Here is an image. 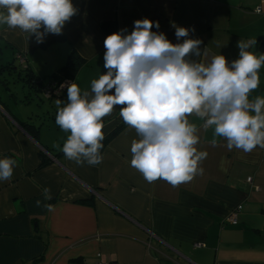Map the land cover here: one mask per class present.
I'll use <instances>...</instances> for the list:
<instances>
[{
  "label": "crops",
  "instance_id": "crops-1",
  "mask_svg": "<svg viewBox=\"0 0 264 264\" xmlns=\"http://www.w3.org/2000/svg\"><path fill=\"white\" fill-rule=\"evenodd\" d=\"M72 3L77 14L62 34H48L43 43L0 24V59L20 62L16 52L25 53L24 62L37 76L46 77V84L74 52L84 63L71 80L82 93L91 92V82L107 71L105 38L125 28L130 34L134 21L144 18L158 21L160 28L152 31L163 32L173 44L186 39L177 40L173 23L190 29L188 38L202 42L201 55L191 57L198 63L207 64L220 54L230 64L239 58L240 40H256L248 50L264 54L259 47L264 40V0ZM258 74L260 83L249 94L250 101L264 98V64ZM40 94L48 101L59 100ZM64 96L67 99V92ZM120 107L103 118L104 137L124 125L103 146L101 163L77 164L63 154L39 167L41 147L61 150L70 135L63 133L61 142L57 131L48 135L57 104L51 109L38 104L36 119L27 117L41 125L38 141L15 124L26 119L0 105V159L16 161L11 179L0 181V264H264V148L229 150L223 137H214V126L205 128L193 114L188 120L197 127L195 147L207 153L198 162L197 175L176 187L163 179L149 183L130 164L131 143L139 137L123 121ZM44 188L51 190L50 200H45ZM82 199L87 202H79ZM238 205L242 208L237 224L227 223Z\"/></svg>",
  "mask_w": 264,
  "mask_h": 264
},
{
  "label": "clouds",
  "instance_id": "clouds-1",
  "mask_svg": "<svg viewBox=\"0 0 264 264\" xmlns=\"http://www.w3.org/2000/svg\"><path fill=\"white\" fill-rule=\"evenodd\" d=\"M0 9V24L34 36L38 44L48 34H62L78 12L72 0H0ZM154 26L159 29V22L144 18L134 21L130 34L125 28L108 35L106 73L91 82V92L82 93L71 82L68 102L61 107L56 101V124L70 132L61 149L65 156L77 164L101 163L103 118L117 105L123 121L139 137L131 143L130 164L149 183L163 179L176 187L197 175L198 162L207 153L195 147L197 127L188 120L193 114L205 128L214 126V137H223L229 150L264 148V98L249 99L259 86L264 64V54L248 50L256 40L238 41L239 58L230 64L220 54L204 64L191 59L201 55L202 42L188 38L190 29L173 23L177 40L186 38L173 44L163 32H153ZM14 166L15 160L0 159V181L11 179ZM43 195L45 200L52 198L49 188Z\"/></svg>",
  "mask_w": 264,
  "mask_h": 264
},
{
  "label": "trees",
  "instance_id": "trees-1",
  "mask_svg": "<svg viewBox=\"0 0 264 264\" xmlns=\"http://www.w3.org/2000/svg\"><path fill=\"white\" fill-rule=\"evenodd\" d=\"M55 40H56V38H53V39L49 40L47 42V44L50 43L51 41L53 42ZM259 47H260V50L262 52H264V40H262L260 42ZM16 54L22 55L24 57L25 62L27 61L25 53L16 52ZM24 63H19V66H17L16 63L12 60L8 61V62L1 63L0 64V83L3 86H5V88L8 91H10L8 85H9V83H11L12 80L14 81L13 77L15 75H17L16 79L21 80L23 83V87L27 89L24 97L21 98L20 101L21 102H28V101H31V99H33L32 93L35 95H38V93H40V92L42 93V90L45 87L43 80H45L46 77L43 79V78L37 76L32 71L30 66L27 65V63H25V64ZM83 63H84V60L82 58H80L74 52H71L68 55L65 63L63 65H61L60 67H58L49 76L48 81L60 83L61 81L65 80V79H72L73 80L77 74L78 69L80 68V66ZM66 92L67 91H64L62 94L55 96V97H57L62 103H64V102L67 103L68 101H67L66 97L64 96V93H66ZM10 95L13 99L17 98L14 93L10 92ZM0 105H2L6 109V111H8V109L6 108V104H4L1 100H0ZM17 121H18L19 125L21 126V128L29 136H31V138L38 141V135L40 133V126H41L40 123L39 124L34 123V122L30 121L29 119L17 120ZM9 124L11 125V127H13V125L10 122H9ZM123 125H124V123H121L117 128L112 130L108 136L104 137V139L101 141L102 145L104 146L110 139H112L114 136H116L117 132L122 128ZM102 148L99 150V154H100V151L102 150ZM49 152L55 158H59L64 154L62 150H57V151L49 150ZM39 154L41 157L39 167L47 165L50 162L49 161L50 159L47 156V154L45 152H43L42 150H40ZM79 202L84 203V202H87V200L82 199V200H79ZM38 259L39 258L35 259V261H37Z\"/></svg>",
  "mask_w": 264,
  "mask_h": 264
},
{
  "label": "rangeland",
  "instance_id": "rangeland-1",
  "mask_svg": "<svg viewBox=\"0 0 264 264\" xmlns=\"http://www.w3.org/2000/svg\"><path fill=\"white\" fill-rule=\"evenodd\" d=\"M17 60V59H16ZM15 59H13V61L16 63L17 66H19V63L18 61H16ZM1 63H4L6 62V59H0ZM17 75H15L13 78H14V81L12 80L11 83H9L8 87L10 89V91H8L5 86H3L1 83H0V100L6 104V108L12 112L13 114H16L17 116H20L22 117L23 119H27V117H30L32 120H35L36 119V114H39L40 111L38 110L37 106L38 104H40L43 109H48V108H52V105L56 106V100L54 101H48L44 98H42V95L40 93H38V95H35L32 93V100L31 102H21V103H14L11 95H10V92L11 93H14L15 96L18 98V101L24 97L25 93H26V88L23 87V83L21 80H18L16 79ZM16 79V80H15ZM20 98V99H19ZM49 120V119H48ZM51 120V119H50ZM50 126H51V132L50 134L48 133V135H51V136H55L54 132L57 131L58 132V136L57 137H60L59 139V142H61L62 140V135L63 133H68V132H65L63 131L60 126H58L56 124V119L55 121L51 120L50 122ZM57 128V129H56ZM53 129H56V130H53ZM44 131H47V128L44 127L43 128ZM54 131V132H53ZM57 135V134H56ZM54 138V137H52ZM57 149H60L59 147H56Z\"/></svg>",
  "mask_w": 264,
  "mask_h": 264
},
{
  "label": "built area",
  "instance_id": "built-area-1",
  "mask_svg": "<svg viewBox=\"0 0 264 264\" xmlns=\"http://www.w3.org/2000/svg\"><path fill=\"white\" fill-rule=\"evenodd\" d=\"M260 8H257L256 11L259 12ZM17 58L19 59L20 63H24V57L20 54H17ZM72 82L71 79H65L60 83L56 82H48L45 84L44 89L42 90V94L47 97L51 98L54 96H58L62 94L66 89L67 86ZM247 181L252 183V178L248 177ZM241 205L236 206L230 213L229 217L226 219V222L232 225L237 224L238 222V215L241 211ZM196 246H202L200 244H196ZM99 264H107L105 262L100 261Z\"/></svg>",
  "mask_w": 264,
  "mask_h": 264
},
{
  "label": "water",
  "instance_id": "water-1",
  "mask_svg": "<svg viewBox=\"0 0 264 264\" xmlns=\"http://www.w3.org/2000/svg\"><path fill=\"white\" fill-rule=\"evenodd\" d=\"M13 120V119H12ZM14 121V120H13ZM15 122V121H14ZM15 124L17 125V126H19V124L17 123V122H15ZM21 128V127H20ZM22 129V128H21ZM24 131V130H23ZM41 150L43 151V152H45L46 154H47V156L48 157H50V158H53V155L51 154V153H49L45 148H42L41 147Z\"/></svg>",
  "mask_w": 264,
  "mask_h": 264
}]
</instances>
